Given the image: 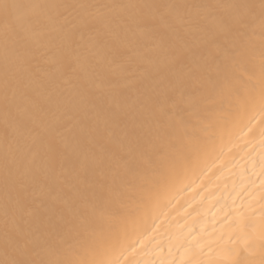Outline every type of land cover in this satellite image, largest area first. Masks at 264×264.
Here are the masks:
<instances>
[{
  "label": "bare ground",
  "instance_id": "obj_1",
  "mask_svg": "<svg viewBox=\"0 0 264 264\" xmlns=\"http://www.w3.org/2000/svg\"><path fill=\"white\" fill-rule=\"evenodd\" d=\"M0 3V264L264 262V0Z\"/></svg>",
  "mask_w": 264,
  "mask_h": 264
},
{
  "label": "snow or ice",
  "instance_id": "obj_2",
  "mask_svg": "<svg viewBox=\"0 0 264 264\" xmlns=\"http://www.w3.org/2000/svg\"><path fill=\"white\" fill-rule=\"evenodd\" d=\"M0 7H2L6 11L9 8V5L6 3H0ZM14 264H35V262L21 260L14 262ZM262 264H264V262H262Z\"/></svg>",
  "mask_w": 264,
  "mask_h": 264
}]
</instances>
